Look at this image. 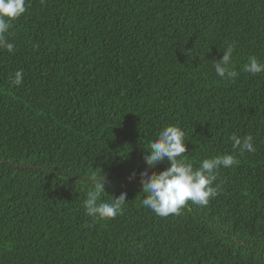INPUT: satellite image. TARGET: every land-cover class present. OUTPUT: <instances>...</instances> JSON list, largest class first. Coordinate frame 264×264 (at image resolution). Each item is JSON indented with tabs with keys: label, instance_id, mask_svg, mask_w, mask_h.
Masks as SVG:
<instances>
[{
	"label": "trees",
	"instance_id": "obj_1",
	"mask_svg": "<svg viewBox=\"0 0 264 264\" xmlns=\"http://www.w3.org/2000/svg\"><path fill=\"white\" fill-rule=\"evenodd\" d=\"M25 7L14 50L0 48V264H264V72L242 71L264 62V0ZM233 43L234 81L214 69ZM168 125L185 131V163H236L216 170L207 205L160 216L141 173ZM232 134L255 151L233 149ZM93 175L106 176L101 202L127 194L114 218L86 213Z\"/></svg>",
	"mask_w": 264,
	"mask_h": 264
},
{
	"label": "clouds",
	"instance_id": "obj_2",
	"mask_svg": "<svg viewBox=\"0 0 264 264\" xmlns=\"http://www.w3.org/2000/svg\"><path fill=\"white\" fill-rule=\"evenodd\" d=\"M26 12L25 0H0V48L9 52L14 50V44L7 39L13 20ZM235 50V44H230L223 51L220 60H216L214 69L216 74L226 80H232L238 76V72L231 66V58ZM191 52V51H190ZM188 52V53H190ZM187 53V54H188ZM243 72L253 75L264 72V62H260L256 56H250L244 65ZM15 85L22 82V73L17 71L11 81ZM233 149L240 154L254 152L253 137L247 135L238 137L232 134L230 137ZM187 152L185 131L176 125L164 127L157 139L151 141L150 149L144 152V161L147 167L141 173L142 176V201L144 207L160 216L179 213L180 210L191 201L197 205H207L211 198L217 195L219 185L213 187L216 181V170L220 167H229L236 163L234 155L225 154L219 157L203 159L199 167L185 163L183 154ZM161 162H165V170L153 171ZM135 177V173L131 178ZM94 190L87 193L84 200V208L89 216L99 218H114L123 210L127 202V194L121 193L118 197L112 196L109 201H100L101 194L105 192L104 184L106 176L97 179L93 175Z\"/></svg>",
	"mask_w": 264,
	"mask_h": 264
}]
</instances>
